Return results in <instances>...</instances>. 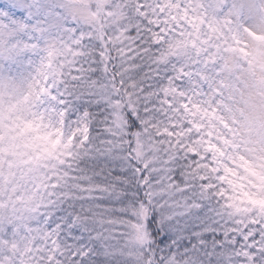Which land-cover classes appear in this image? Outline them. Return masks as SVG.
I'll return each mask as SVG.
<instances>
[{"label": "snow or ice", "instance_id": "obj_1", "mask_svg": "<svg viewBox=\"0 0 264 264\" xmlns=\"http://www.w3.org/2000/svg\"><path fill=\"white\" fill-rule=\"evenodd\" d=\"M0 264H264V0H0Z\"/></svg>", "mask_w": 264, "mask_h": 264}]
</instances>
